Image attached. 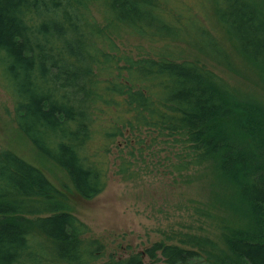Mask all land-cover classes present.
<instances>
[{
  "label": "trees",
  "instance_id": "1",
  "mask_svg": "<svg viewBox=\"0 0 264 264\" xmlns=\"http://www.w3.org/2000/svg\"><path fill=\"white\" fill-rule=\"evenodd\" d=\"M206 1L229 49L196 17L183 22L172 0H0V84L20 131L83 199L104 189L108 153L126 135L142 154L161 147L158 168L211 163L224 186L220 204L242 220L223 229L225 250L212 253L211 241L185 234L187 247L158 241L144 252L107 255L39 168L0 149V264H264V108L257 96L240 94L196 62L135 57L111 37L114 28L153 41L187 40L264 90V0ZM90 3L102 9L104 27ZM134 157L129 151L116 159V174L134 177Z\"/></svg>",
  "mask_w": 264,
  "mask_h": 264
},
{
  "label": "rangeland",
  "instance_id": "2",
  "mask_svg": "<svg viewBox=\"0 0 264 264\" xmlns=\"http://www.w3.org/2000/svg\"><path fill=\"white\" fill-rule=\"evenodd\" d=\"M170 5L181 14L183 22L189 23V17H196L229 49L230 39L206 0H172ZM88 7L104 27L102 9L95 3ZM111 37L121 51L135 57L146 55L157 59L170 55L177 62H196L224 79L240 94L257 96V102L264 108V90L252 81L254 77L248 78L228 69L189 45L187 40L153 41L114 28H111ZM239 58L237 54L232 55L236 67L243 64ZM127 136L118 140L121 143L117 142V147L111 146L108 153L111 166L104 189L91 199H83L66 172L42 155L20 131L15 120L14 102L0 84V149L11 150L39 168L58 190L64 208L88 226L87 235L99 239L107 255L125 257L144 252L146 247L158 241L187 247L185 234L211 241L212 253L225 250L223 229L238 227L242 220L220 204L224 186L215 178L211 163L190 166L183 172L158 168L162 165L157 159L165 162L161 159L165 156L161 147L148 146L142 154L136 145L126 141ZM129 151H135V164L131 167L135 174L132 178H121L115 172L116 159L125 157ZM154 154L156 158L151 157Z\"/></svg>",
  "mask_w": 264,
  "mask_h": 264
}]
</instances>
